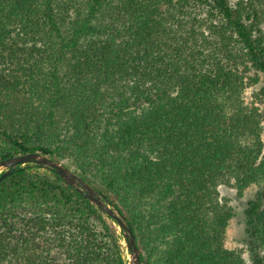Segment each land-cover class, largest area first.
<instances>
[{
    "label": "trees",
    "instance_id": "obj_1",
    "mask_svg": "<svg viewBox=\"0 0 264 264\" xmlns=\"http://www.w3.org/2000/svg\"><path fill=\"white\" fill-rule=\"evenodd\" d=\"M250 71L264 74V0H0V161H64L131 228L141 264H245L225 248L219 187L257 185L245 233L264 264ZM10 172L0 264H130L123 231L54 171Z\"/></svg>",
    "mask_w": 264,
    "mask_h": 264
},
{
    "label": "rangeland",
    "instance_id": "obj_2",
    "mask_svg": "<svg viewBox=\"0 0 264 264\" xmlns=\"http://www.w3.org/2000/svg\"><path fill=\"white\" fill-rule=\"evenodd\" d=\"M194 16L198 17L200 20L206 16L205 10L196 9L192 12ZM250 78H257L258 81L254 83L250 80ZM246 89L243 93V99L246 105L251 106L255 105V107L259 108L261 111L263 110V105L259 99L255 96L260 91V89L264 86V74L256 73L255 71H250L247 73V77L245 79ZM263 133L261 135L263 141V152L261 158L264 159V122L262 123ZM66 166V163L61 162ZM74 172L72 168H69ZM5 171L4 169H0V173ZM259 186L253 185L250 186L241 197H239L236 193V190L233 187L220 186L219 193L220 197L224 199L228 206L233 209V218L230 220L228 227L226 229L225 235V248L228 250L240 251L242 253V258L245 261V264H250L248 258L247 251V235L245 233V210L247 208V203L253 199L256 192L258 191ZM119 230V228H118ZM124 249H126V243H121ZM126 258L128 262L131 264L130 255L125 251Z\"/></svg>",
    "mask_w": 264,
    "mask_h": 264
},
{
    "label": "water",
    "instance_id": "obj_3",
    "mask_svg": "<svg viewBox=\"0 0 264 264\" xmlns=\"http://www.w3.org/2000/svg\"><path fill=\"white\" fill-rule=\"evenodd\" d=\"M30 163H35L39 166H44L54 171V173L60 177L66 185L71 188H75L79 194L94 204L101 212L110 217L118 225V228L123 231L126 248L130 253L131 264H141L140 252L138 250L136 239L131 228H129L124 223L120 216L113 212L111 207L108 206L103 200V197L99 192L82 180L63 163L53 161L37 153L26 154L8 160H3L0 161V169H4L5 171L0 175V182L11 174L10 170L12 168Z\"/></svg>",
    "mask_w": 264,
    "mask_h": 264
}]
</instances>
